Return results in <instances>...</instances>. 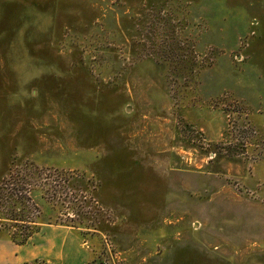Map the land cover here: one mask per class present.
<instances>
[{
    "label": "rangeland",
    "instance_id": "1",
    "mask_svg": "<svg viewBox=\"0 0 264 264\" xmlns=\"http://www.w3.org/2000/svg\"><path fill=\"white\" fill-rule=\"evenodd\" d=\"M0 264H264V0H0Z\"/></svg>",
    "mask_w": 264,
    "mask_h": 264
},
{
    "label": "trees",
    "instance_id": "2",
    "mask_svg": "<svg viewBox=\"0 0 264 264\" xmlns=\"http://www.w3.org/2000/svg\"><path fill=\"white\" fill-rule=\"evenodd\" d=\"M151 41L154 43L153 38H152ZM156 41H155L156 44H153V46L151 47V49H153V50L157 49L156 51H152L151 49L148 51L146 49V51H142L141 54L145 53V52L148 54L150 51L161 54V52H163L165 49H166L167 52L170 53V49L167 48V45L170 43V40L167 37L164 36L163 39L160 38L159 41L156 39ZM163 46H165V47H163ZM12 190H13V192H10ZM10 191L8 193L9 203H8V206L6 207L7 212H8V216L10 218H12V220L14 222H16L17 220H15V219L22 218V215L26 216V214L30 210L31 211V216L33 218L35 212H34V210H32V208L30 206V202H29L30 197H29V195H27L28 192L25 193L23 187H22V190L14 188V189H11ZM24 193L26 195H24ZM17 210H18V212H17ZM21 222L24 223L25 221H21ZM26 230H28V229H26ZM29 237H30L29 235H24L22 240L19 238V240H20L19 244L23 243L24 241H26V239H28Z\"/></svg>",
    "mask_w": 264,
    "mask_h": 264
}]
</instances>
